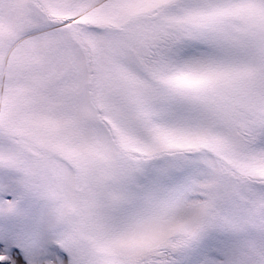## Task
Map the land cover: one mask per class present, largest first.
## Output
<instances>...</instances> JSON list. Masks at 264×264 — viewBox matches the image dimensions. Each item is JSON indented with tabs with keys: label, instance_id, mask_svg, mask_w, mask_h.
Segmentation results:
<instances>
[{
	"label": "snow or ice",
	"instance_id": "6c2138e0",
	"mask_svg": "<svg viewBox=\"0 0 264 264\" xmlns=\"http://www.w3.org/2000/svg\"><path fill=\"white\" fill-rule=\"evenodd\" d=\"M0 264H264V0H0Z\"/></svg>",
	"mask_w": 264,
	"mask_h": 264
}]
</instances>
